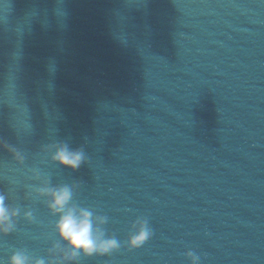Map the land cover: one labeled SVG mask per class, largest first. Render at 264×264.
<instances>
[{
  "label": "water",
  "instance_id": "obj_1",
  "mask_svg": "<svg viewBox=\"0 0 264 264\" xmlns=\"http://www.w3.org/2000/svg\"><path fill=\"white\" fill-rule=\"evenodd\" d=\"M0 142L23 156L0 148L4 264L50 259L49 182L121 242L154 230L79 264H264V0H0ZM59 142L87 161L53 163Z\"/></svg>",
  "mask_w": 264,
  "mask_h": 264
},
{
  "label": "clouds",
  "instance_id": "obj_2",
  "mask_svg": "<svg viewBox=\"0 0 264 264\" xmlns=\"http://www.w3.org/2000/svg\"><path fill=\"white\" fill-rule=\"evenodd\" d=\"M0 148L6 149L16 160L23 161L22 154L13 146L0 142ZM53 148L52 162L73 171L78 170L88 159L83 147L73 149L67 142H59ZM74 187H54L49 182L37 190L39 195L47 198L50 213L57 217L54 231L59 241L49 249L50 259L33 258L25 250H17L8 258L7 264H79L81 255L108 256L122 247L133 251L142 248L153 238L154 230L147 217H137L132 222L128 237L123 242L115 235H108L104 227L108 223V217L95 214L91 209L74 203ZM19 216L20 209L11 208L6 203L5 195L0 193V235L14 232L16 218ZM24 218L33 220V213L25 212ZM185 256L190 264H202L200 255L192 250H188ZM0 264L4 262L0 260Z\"/></svg>",
  "mask_w": 264,
  "mask_h": 264
}]
</instances>
